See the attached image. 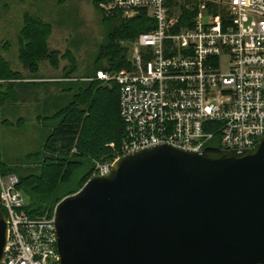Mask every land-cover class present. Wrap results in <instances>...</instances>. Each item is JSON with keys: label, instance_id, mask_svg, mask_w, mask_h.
<instances>
[{"label": "built area", "instance_id": "built-area-1", "mask_svg": "<svg viewBox=\"0 0 264 264\" xmlns=\"http://www.w3.org/2000/svg\"><path fill=\"white\" fill-rule=\"evenodd\" d=\"M98 9L105 18L145 15L153 27L121 41L127 68L97 72L118 86L124 137L93 177L159 145L245 151L264 138V0H101ZM19 184L0 173L1 264H60L55 215L30 214Z\"/></svg>", "mask_w": 264, "mask_h": 264}, {"label": "water", "instance_id": "water-1", "mask_svg": "<svg viewBox=\"0 0 264 264\" xmlns=\"http://www.w3.org/2000/svg\"><path fill=\"white\" fill-rule=\"evenodd\" d=\"M54 215L60 264H264V138L127 154ZM7 235L0 209V264Z\"/></svg>", "mask_w": 264, "mask_h": 264}, {"label": "trees", "instance_id": "trees-1", "mask_svg": "<svg viewBox=\"0 0 264 264\" xmlns=\"http://www.w3.org/2000/svg\"><path fill=\"white\" fill-rule=\"evenodd\" d=\"M100 1L94 0L97 9ZM102 18L104 22H111V28L93 69L78 79L73 77L78 71L74 55L70 52L62 54L49 47L53 33L51 24L29 13L24 15L19 36V60L33 77L31 79H36L44 62L56 70L62 61L68 63L63 69V80L68 83L61 90L56 107L50 109V102H46L43 116L38 117L43 125H50L41 150L27 155L17 165H7L0 158V173L18 176L19 190L29 197L26 209L30 214L52 217L63 198L77 193L93 177L95 162L112 159L114 150L123 140L124 122L119 111L118 86L97 80V72H118L127 68V51L121 41L135 39L149 26L153 27V22L145 15L131 20L105 18L103 14ZM23 79L22 74L12 70L0 54V110L20 102L16 86ZM2 124L6 127L24 125L8 120Z\"/></svg>", "mask_w": 264, "mask_h": 264}, {"label": "rangeland", "instance_id": "rangeland-1", "mask_svg": "<svg viewBox=\"0 0 264 264\" xmlns=\"http://www.w3.org/2000/svg\"><path fill=\"white\" fill-rule=\"evenodd\" d=\"M27 13L53 27L49 39L51 50H58L62 54L70 52L74 55L78 71L73 77L79 79L91 72L99 49L111 28V22L102 20V14L94 6V0H0V54L9 62L12 70L22 74L25 78L22 82L33 78L19 60V36L24 15ZM49 66L47 62L42 63L38 77L44 75L43 79H50L49 75L53 71V76L62 81L59 84L61 92L68 83L63 80V69L68 63L62 61L58 71ZM20 84H17L16 90L20 93L19 101L24 102L26 106L0 110V122L9 117L13 123L19 119L26 122L15 129L0 128V158L7 165H17L23 162L27 155L41 150L48 135L47 127L50 126L38 121V117L43 116L42 107L37 105L34 95H37L38 91L27 90L23 87L25 83ZM24 198L26 202L29 201L27 195H24Z\"/></svg>", "mask_w": 264, "mask_h": 264}, {"label": "crops", "instance_id": "crops-1", "mask_svg": "<svg viewBox=\"0 0 264 264\" xmlns=\"http://www.w3.org/2000/svg\"><path fill=\"white\" fill-rule=\"evenodd\" d=\"M49 68H52L51 66H49ZM53 69V68H52ZM56 70V69H54ZM58 71V70H57ZM51 72V71H50ZM49 72V73H50ZM53 71L51 73V78L50 79H43L45 78L44 75L42 76H36V79H31V80H26V82H18L17 84L21 85L20 83H25L26 85H23L24 88H27V90L33 89V91H38L37 95L34 93L35 97H36V101H37V105H40L42 107V110L45 108V103L46 102H50V105L52 108L50 109H54L58 103V100L61 98V92L59 90V84L62 82L61 79L55 78L57 76H53ZM49 76H46L49 78ZM66 80H64L65 82ZM27 86V87H26ZM18 92V90H17ZM19 93V92H18ZM19 97H20V93H19ZM20 105H22L23 107L26 106V104L23 102H19L17 104H10L7 107H5L6 109L10 108H14V107H20ZM36 106V104H34ZM36 108V107H35ZM6 120L10 121L11 123L12 120L8 118H5ZM39 121V120H38ZM3 120L0 122V124H2ZM26 124L25 120L23 119H19L17 122L13 123V124ZM6 126H4V124L0 125V128H5ZM16 126H12V127H7V129H15ZM1 130V129H0Z\"/></svg>", "mask_w": 264, "mask_h": 264}]
</instances>
